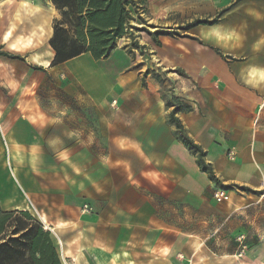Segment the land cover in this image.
<instances>
[{"label":"crops","instance_id":"obj_1","mask_svg":"<svg viewBox=\"0 0 264 264\" xmlns=\"http://www.w3.org/2000/svg\"><path fill=\"white\" fill-rule=\"evenodd\" d=\"M137 2L108 80L67 66L106 59L89 53L50 65L51 0H0V209L35 216L62 264H264L261 236L233 239L263 231L264 0Z\"/></svg>","mask_w":264,"mask_h":264},{"label":"trees","instance_id":"obj_2","mask_svg":"<svg viewBox=\"0 0 264 264\" xmlns=\"http://www.w3.org/2000/svg\"><path fill=\"white\" fill-rule=\"evenodd\" d=\"M59 11V18L53 22L49 45L54 52L50 65H58L83 53H89L98 60L106 58L115 48L117 41L143 28L133 26L134 15L130 8L137 9V0H51ZM141 4L143 2H140ZM136 12V11H135ZM142 20V18L138 17ZM212 19H196L177 29L186 30L197 23H212ZM152 36L180 35L179 31L157 28ZM157 42V41H156ZM0 55L16 58L5 52ZM189 109V107L187 108ZM168 121L181 129L174 110L168 114ZM184 144L196 151L197 162L213 173L202 158L201 149L187 136L182 135ZM0 264H62L51 233L28 211H2L0 209Z\"/></svg>","mask_w":264,"mask_h":264},{"label":"rangeland","instance_id":"obj_3","mask_svg":"<svg viewBox=\"0 0 264 264\" xmlns=\"http://www.w3.org/2000/svg\"><path fill=\"white\" fill-rule=\"evenodd\" d=\"M130 56L124 52L123 50H114L110 56L106 59H103V60H100V61H97V62H87L86 59H82V60H77L75 62H72V63H69L67 66L69 68H73V67H80V71L84 70L83 68L84 67H91V70H92V73H93V77L97 78L99 76H104L106 75V77L108 78V80L114 76L115 74V70L117 68H120L122 67L123 65H125L126 63L130 62ZM112 73V74H111ZM33 79H37V78H33ZM46 81H50L51 78L50 76L47 75L46 77ZM40 81V79H38ZM108 80L105 84H102L101 87H99L98 89L94 90L92 93L93 95H99L101 93H104V91L106 90V86H107V83H108ZM102 81L104 82L105 79H102ZM86 89H88V85H86ZM264 209V204H263V208ZM263 210L260 211V216L263 217ZM260 217V219L262 218ZM262 229L263 231L260 233V234H254L255 232L253 231V228H249L247 232H244V231H241V232H238L234 235V242L238 245H241V246H245V248L243 247H240L239 248V251H244L246 252L250 246H248V239H250L252 242L256 241V240H260V237L261 236V239L262 241H264V221L262 222ZM248 235H250V237H248ZM250 249H253V247H251Z\"/></svg>","mask_w":264,"mask_h":264},{"label":"built area","instance_id":"obj_4","mask_svg":"<svg viewBox=\"0 0 264 264\" xmlns=\"http://www.w3.org/2000/svg\"><path fill=\"white\" fill-rule=\"evenodd\" d=\"M215 196L216 197H221V196H223V192L216 193ZM89 209L90 208L88 207V205H84L82 210L83 211H88Z\"/></svg>","mask_w":264,"mask_h":264},{"label":"bare ground","instance_id":"obj_5","mask_svg":"<svg viewBox=\"0 0 264 264\" xmlns=\"http://www.w3.org/2000/svg\"><path fill=\"white\" fill-rule=\"evenodd\" d=\"M261 255V254H260Z\"/></svg>","mask_w":264,"mask_h":264}]
</instances>
